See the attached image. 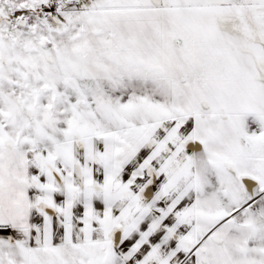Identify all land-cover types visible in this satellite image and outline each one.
Returning <instances> with one entry per match:
<instances>
[{
	"label": "snow or ice",
	"instance_id": "6c2138e0",
	"mask_svg": "<svg viewBox=\"0 0 264 264\" xmlns=\"http://www.w3.org/2000/svg\"><path fill=\"white\" fill-rule=\"evenodd\" d=\"M0 264H264V0H0Z\"/></svg>",
	"mask_w": 264,
	"mask_h": 264
}]
</instances>
